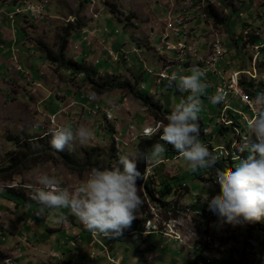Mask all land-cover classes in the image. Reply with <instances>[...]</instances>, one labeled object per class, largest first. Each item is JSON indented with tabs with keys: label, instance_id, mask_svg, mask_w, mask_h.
<instances>
[{
	"label": "rangeland",
	"instance_id": "1",
	"mask_svg": "<svg viewBox=\"0 0 264 264\" xmlns=\"http://www.w3.org/2000/svg\"><path fill=\"white\" fill-rule=\"evenodd\" d=\"M45 4L43 20H27L33 25L27 26L31 35L26 43L23 16H17L16 22L4 20L3 27L18 33L19 50L15 64L7 63L9 54L0 50L5 61L0 63V264L6 260L10 264H194L195 259L198 264L205 259L199 257L203 252L220 256L214 264H264V220L261 225L218 223L204 199L216 195L219 185L203 170L191 171L181 157L163 160V155L153 169L147 168V175L150 170L162 184L157 191L167 206L151 201L142 183L144 204L119 237L94 236L67 208L41 212L27 188L41 174H48L56 177L59 187L74 189L92 167H110L120 154L135 156L142 139L162 130L155 115L165 118L175 103L190 94L169 83L173 73L184 70L179 57L188 67L206 72L202 79L208 88L201 96L199 119L207 128L204 134L210 132L212 138L202 142L214 148L218 160L234 156L235 146L247 135L244 117L255 107L252 98L264 92V49L259 50L264 45V0H49ZM17 7L26 6L0 9L14 13ZM209 8L222 23L210 17ZM180 16L188 19L184 35L178 37L167 32V20ZM68 24L79 30L72 34L64 59L84 64L88 72L96 67L93 78L100 83L109 73L118 76L108 92L97 93L84 81V74L47 60L43 46L56 54L59 35ZM165 36L177 48L186 45L184 54L167 50ZM254 37L259 38L256 43ZM27 78L42 84V90ZM121 82L138 83L139 96L149 97L160 108L145 106L135 93L119 87ZM219 88L229 94L213 104L209 97ZM96 106L100 108L91 112ZM53 123L84 125L92 135L83 144L76 142L57 152L49 143ZM146 130H151L150 136ZM9 188L22 199L8 195ZM197 200L209 211L208 218L191 209ZM150 219L163 232L174 229L180 241L146 238L149 235L140 231ZM155 253L154 261H148L147 256Z\"/></svg>",
	"mask_w": 264,
	"mask_h": 264
},
{
	"label": "clouds",
	"instance_id": "2",
	"mask_svg": "<svg viewBox=\"0 0 264 264\" xmlns=\"http://www.w3.org/2000/svg\"><path fill=\"white\" fill-rule=\"evenodd\" d=\"M204 77V70L198 66L171 75L169 83L175 82L181 93L190 94L175 103L165 117L167 123L158 126L164 143L154 144L147 152L138 150L135 156L120 154L110 167H92L74 189L61 188L55 176L41 174L35 184L27 185L30 199L41 206V212L45 208L70 209L94 236L119 237L131 227L144 204L138 182L145 176L138 162L143 160L147 170L163 158L165 145H171L191 171L215 169L214 183L219 185V192L204 200L209 211L218 216V223L237 226L264 220V92L255 94L252 114L244 117L247 135L235 146L234 166L217 168L219 157L200 139L201 96L208 88ZM224 98L219 92L209 97L213 104ZM48 133L50 146L57 152L76 142L83 144L92 135L84 125L73 128L55 123ZM145 134L150 136L151 130ZM155 255H148L147 260L154 261Z\"/></svg>",
	"mask_w": 264,
	"mask_h": 264
},
{
	"label": "trees",
	"instance_id": "3",
	"mask_svg": "<svg viewBox=\"0 0 264 264\" xmlns=\"http://www.w3.org/2000/svg\"><path fill=\"white\" fill-rule=\"evenodd\" d=\"M208 10H209L210 17L216 23H222L223 19L220 18L219 14L215 10H212V8H209ZM232 12H234V11L232 10ZM77 30H79V27L73 26L72 24H68L65 28L62 29V32L59 35L58 52L56 54H53L52 51H50L48 48L43 46V49H45L44 53L46 54L47 60L49 62H51L53 65L60 67V68H64L67 71L74 72L75 74H78V75L84 74L85 75L84 78H86V79H84V81H86V83L90 84L93 87V89H95V91H97V93L104 94L111 89V86L113 85V83L118 82V79H119L118 76L112 77L109 74V75H107V78L102 83H100L98 80L93 78L94 75L98 74V72L96 71L95 68H93L91 70V72H88V68L84 64H80L77 61H73V60L66 61L64 59L65 53L69 48L70 39L72 37V34L76 33ZM253 39H254L253 41L256 43V41L259 38L254 37ZM138 85H139L138 83H135V85L133 86L130 82H121L119 87L128 89L132 93H135L137 95V97H139V99H141L143 101L145 106H147V107L149 106L151 109H153V108L159 109L160 106L153 104V102H150L149 97L139 96V94L136 92V90L138 89ZM241 87H243V89H245L243 82H241ZM245 92L248 93L247 90H245ZM229 113H231L233 118L235 117V115L230 110H229ZM155 118L157 119V121L163 122V123L166 120L165 118H162V116H158V115H155ZM198 122L200 125V139L204 142L209 141L212 138V137L209 138L210 132H208V134H204V131L207 128H206V126L202 120L199 119ZM161 135H162V130H160L157 134L153 135L151 138L142 139L136 145L137 146L136 147V153L138 150L143 151V152H147L148 150L151 149V147L154 144L164 143L163 141L160 140ZM165 147H166V152L164 153L165 158H163V160H172L174 158L180 157L171 145H165ZM208 147H209L210 151H214V148L211 145H208ZM234 152H235V148H234ZM214 154H216V153L214 152ZM232 157L233 156H230L229 158H226V159L220 158V160L217 161L216 167L217 168H223L225 166H234V162L232 160ZM20 161H22V160H20ZM22 163L23 162H20L19 165H23ZM145 167H146L145 163L143 162V160H141V166H140L139 170L141 171L142 174H144L145 179L139 181L138 183L140 185L142 183H144V189H145L147 195L150 197L151 201L160 202L161 206L166 207L167 203L165 201H163V199L161 198L160 192L157 191V188L162 187V184L160 183V181L156 178V176L154 174L153 175H151V174L147 175ZM203 171L206 172V174H208V178L210 179V181L215 180V169L214 168L204 169ZM8 195L22 199V195L19 194L18 192H16V190H14L13 188H9ZM191 209L194 211H197L198 213L202 212L203 214H207V215H204L205 218H208V216H209L208 215L209 211L206 208H204V206H202V205L200 206L198 200L191 207ZM257 223L259 225L262 224L261 221L257 222ZM202 225H203V223H202ZM207 228H208V225L206 224V229ZM141 229H143V227H141ZM142 236H144V235L142 234ZM154 236L155 235H149L146 238H150V237H154ZM151 245L153 246V249H156V245L154 243ZM229 264H231V263H229Z\"/></svg>",
	"mask_w": 264,
	"mask_h": 264
},
{
	"label": "built area",
	"instance_id": "4",
	"mask_svg": "<svg viewBox=\"0 0 264 264\" xmlns=\"http://www.w3.org/2000/svg\"><path fill=\"white\" fill-rule=\"evenodd\" d=\"M45 3L49 4V0H47V1L43 0V2H41V3L36 0V1L30 2L29 4H24L26 6L25 8L20 9L21 8L20 7L14 13L8 14V16H9L11 21L16 20V17L19 15L25 17L26 19H29V17H33L34 19L42 18V20H43L44 14L46 11V4ZM187 19H188L187 17L180 16L177 18H171V19L167 20V32H168V30L173 31L176 34V36H178V37L182 34V32L184 35V23L187 21ZM169 39H170V36H165V38H164V45L166 46L167 50L176 51V52H178V55H180V56L182 54H184V50L187 48L186 45L177 48L176 46H173L169 43ZM261 49H264V45L261 46V48H259V50H261ZM133 51L135 54L139 53L138 50L137 51L133 50ZM111 56H113V54H111ZM115 60H117V58ZM147 71L149 72V71H153V70L147 69ZM235 91L237 92V94H240V92H238L237 90H235ZM219 93H222L224 96H228V94H229L228 92H225L221 88H219ZM243 99H244V96H243ZM89 102L91 103L92 101L89 99ZM99 108H100L99 106H96L95 108H93L91 110V112H93L94 109L98 110ZM54 119H56V116H54ZM153 167L154 166H151L152 169H153ZM149 174H150V170H149ZM141 232H149L150 235L162 236V237L166 236V237L172 238L176 241H180V239L178 240V238H177V234L176 235H169L167 232H163V230H157L156 227L147 225L146 221L143 224V229ZM199 257H205V260H210V264H214L217 260L220 259V256H219V258H217L216 255H214L210 252H203L200 254ZM194 263L196 264V259H195Z\"/></svg>",
	"mask_w": 264,
	"mask_h": 264
},
{
	"label": "crops",
	"instance_id": "5",
	"mask_svg": "<svg viewBox=\"0 0 264 264\" xmlns=\"http://www.w3.org/2000/svg\"><path fill=\"white\" fill-rule=\"evenodd\" d=\"M2 1V3H1V5H3L4 7L5 6H7V5H15V6H18V5H24V3L22 2V0H1ZM0 5V6H1ZM18 8H20V7H17V9ZM10 13H12L11 11H8V10H4V9H0V29H1V34H2V38L0 37V42H2V44H1V46H0V50L2 51V55H5V54H9V60H11V62H7V63H11V64H15V62H18V57L16 56V52H18V48H17V46L19 45V39L17 38V39H15V36L18 34V33H15L14 32V34H12V33H10V31L9 30H7L5 27H3L5 24H4V20L5 19H9L10 20V18H9V16H8V14H10ZM17 19V18H16ZM27 20L28 19H26L25 17H23L22 18V21H21V28L24 30V33L26 34L25 35V40H24V43H26L27 42V40H28V38H27V36H30L31 35V32L30 31H28V25H33L32 23H31V21L30 22H27ZM15 22H16V20H15ZM31 23V24H30ZM104 42V41H103ZM105 43V42H104ZM31 44V43H30ZM31 46H33L32 44H31ZM90 46V45H89ZM151 47H152V45H151ZM106 50V48H104V51ZM107 50H109L110 51V48H108ZM122 51V50H121ZM121 51H119V52H121ZM142 53V52H141ZM181 59V60H180ZM177 61H179L178 63L180 64V65H184V70H186V69H188L189 67L187 66L188 65V63L187 64H185V58L183 57H179V60H177ZM188 61H190V60H188ZM3 62V59H2V57H0V63H2ZM5 62V61H4ZM3 62V63H4ZM86 62V61H85ZM5 64V63H4ZM99 65V64H98ZM162 65V64H161ZM96 68V67H95ZM172 67H167L166 68V70H169V69H171ZM173 68H175V67H173ZM132 68H128V70H131ZM164 70V69H163ZM132 72V74H135V72L134 71H131ZM110 74V73H109ZM108 74V75H109ZM112 75V74H111ZM168 75V74H167ZM136 76V75H135ZM33 79V78H32ZM27 80H28V82L29 83H31V85L32 86H37L36 88H37V90H42V87H43V85L42 84H40V83H38V82H35L34 80H32V81H30L28 78H27ZM18 85H21L20 83H18ZM39 87H41V88H39ZM46 90V89H45ZM48 97L49 96H47L46 98H44L43 100H42V102H44V101H46L47 99H48Z\"/></svg>",
	"mask_w": 264,
	"mask_h": 264
},
{
	"label": "bare ground",
	"instance_id": "6",
	"mask_svg": "<svg viewBox=\"0 0 264 264\" xmlns=\"http://www.w3.org/2000/svg\"><path fill=\"white\" fill-rule=\"evenodd\" d=\"M151 220H152V219H150V221L148 222L147 225H149V226H154V227H156L157 230H160L159 228H157L156 225H153V222H152ZM142 233H143V232H142ZM167 233H168L169 235H170V234H172V235L175 234L174 229H171V228H170L169 231H167ZM144 234H148V235H150L149 232H144ZM197 263H198V264H210V260H205L204 258H202V259H200Z\"/></svg>",
	"mask_w": 264,
	"mask_h": 264
}]
</instances>
